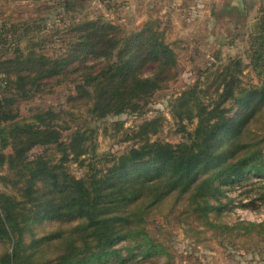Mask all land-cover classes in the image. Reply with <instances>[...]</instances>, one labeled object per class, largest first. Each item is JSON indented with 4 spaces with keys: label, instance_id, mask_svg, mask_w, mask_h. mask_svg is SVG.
Here are the masks:
<instances>
[{
    "label": "trees",
    "instance_id": "obj_1",
    "mask_svg": "<svg viewBox=\"0 0 264 264\" xmlns=\"http://www.w3.org/2000/svg\"><path fill=\"white\" fill-rule=\"evenodd\" d=\"M76 1L68 0L66 10H72ZM35 24L37 30L34 25L27 24L22 33H17L14 25L0 26L2 51L10 35H16L18 43L31 37L26 49H21L15 38L10 39L15 43V50L0 54V167L9 160L20 162L22 167L25 166L23 170L13 168L22 179L28 176L26 170L30 161L27 156L34 147L57 144L63 153L66 152L63 134L72 127L60 119V111L39 110L33 115L32 122L19 120V104L44 92L49 80L61 76L67 79L75 73L77 78H72L75 93L69 95V99L71 103L77 100L79 106L88 107L95 119L110 114L144 113L151 97L174 76L172 70L178 60L177 52L166 41L157 20L147 21L139 30L125 32L102 17L75 18L69 22L68 29L72 33L66 52L57 55L46 53V45L41 44V39L36 41L30 35L45 29L37 22ZM255 27L251 36L252 56L260 63L264 61V10ZM92 60L102 63L98 66L88 64ZM76 62H79V69L74 72L72 66ZM240 65L241 61L234 59L217 75V80L220 78L218 87H223L221 96L225 100L236 96L238 74L243 71ZM149 70L150 75H146ZM260 95V99L254 98L251 103L254 106L252 115L264 106V94ZM174 107V115L181 121L186 119L192 123L198 118L193 132L183 126L187 135L184 142H151L146 137L141 146H132L103 171L95 163L85 164L89 170L79 178L68 176L62 166L63 160L60 166H55L42 156L36 157L35 160H39L30 169V178L26 182L28 200L37 199L33 196L36 177L46 175L64 187L68 205L43 199L37 201L38 210L25 211L22 201L0 191V241L10 243V250L0 258V264H155L154 258L169 256V252L148 233L147 219L159 212L154 210L172 193L184 194L193 190L190 197L193 213L203 224L216 227L218 224L209 218L213 212H222L214 211L221 207L211 204V200H221L218 196L221 189L215 186L216 178L232 180V177L241 176L252 161L256 166L260 163V168L264 169V158L254 149L249 155L233 161L239 153L237 142L232 144L229 153L227 149L213 148L214 132L220 124L212 126L211 121L223 119L227 109L221 107L220 102L209 109L210 105L202 101L195 87L185 91ZM57 120L68 125L65 127ZM249 120L245 116L238 125H229L225 121L221 131L240 136ZM155 123V120L144 121L137 133L149 135L156 131ZM94 134L95 130L83 128L72 133L70 154L75 160L90 153L89 148L94 150ZM9 145L13 146L14 152L8 156L3 150ZM92 152L94 155L95 151ZM230 159L233 160L228 163ZM81 160L85 163L86 158ZM60 168H63V177H60ZM205 172H211L212 176L201 179ZM179 217L180 222L187 221L183 215ZM47 219L77 223L55 234L62 239L64 248L53 260H43L37 255L32 257L25 248V230L34 222ZM257 227L264 229V221ZM34 239L36 244H43L53 238ZM122 242H127L125 251L118 247Z\"/></svg>",
    "mask_w": 264,
    "mask_h": 264
},
{
    "label": "rangeland",
    "instance_id": "obj_2",
    "mask_svg": "<svg viewBox=\"0 0 264 264\" xmlns=\"http://www.w3.org/2000/svg\"><path fill=\"white\" fill-rule=\"evenodd\" d=\"M67 1L0 0V26L14 25L16 32L22 33L27 24L34 25L33 28L37 30V22L45 29L39 34L30 35L36 41L41 39V44L46 45V53L57 55L66 52L72 33L68 29L69 22L75 18L102 17L119 25L125 32L139 30L147 21L157 20L160 30L165 33L166 41L177 52L178 60L172 70L174 76L151 97L144 113L110 114L105 118L95 119L88 107L79 106L77 100L73 104L69 99V95L75 93L72 90V78H77L75 73L67 79L66 76H61L49 80L44 92L31 101H22L19 104V120L32 122L37 111L53 109L60 111V119L67 121L72 127L63 134V143L67 145L65 153L57 144L38 145L28 153L30 167L26 170V178H20L18 171L13 168L15 166L16 169L23 170L25 166L22 167L20 162L9 160L0 167V191L12 199L22 201L25 211L38 210L37 203L43 199L53 200L55 204L65 202L68 205L64 187L55 184V180L46 175L36 177L33 196L37 199L28 200L25 195L26 182L30 178V169L39 160H35L36 157L42 156L55 166H60L63 160L62 166L66 168L68 176L79 178L89 170L85 164L95 163L103 171L132 146H141L146 137L151 142L178 144L186 141L183 126L193 132L198 118L192 123L186 119L179 120L174 115V105L185 91L194 87L199 91L202 101L210 105L209 109L218 102L227 109L223 119L214 118L211 121L212 126L220 124L215 132V129L212 131L216 133L213 148L218 151L227 149L229 153L232 144L237 142L239 153L234 160H228V163L249 155L254 149L264 158V106L254 115L251 111L254 107L251 104L253 99H260V94H264V61H254L251 40L258 18L264 10V0H241L243 6L238 0H78L70 11L66 10ZM14 38L18 37L8 36L9 42L4 51L0 50V54L15 50V43L10 42ZM30 38L21 39L19 43L16 39L17 44L21 49H26ZM234 59L241 61L243 71L238 74L236 96L225 100L221 96L223 87H218L220 78L217 80V75ZM101 63L98 60L88 62L95 66ZM76 69H79V62L72 66V71L75 72ZM150 73L149 70L145 74ZM245 116L250 120L240 136L221 131L225 121L229 125H238ZM63 120L57 121L63 124ZM150 120L156 121V131L140 136L137 133L139 126ZM68 124L63 125L66 127ZM79 128L95 130L92 146L94 150L89 148L91 152L81 158H86L85 163L81 159L75 160L73 154H70L71 144L73 145L71 135ZM92 151H95L94 155ZM13 152L12 145L3 150L8 156ZM32 161L34 162L31 163ZM62 171L63 168H60V177H63ZM209 176L212 173L205 172L201 179ZM226 179L227 177L216 178L215 186L221 189L218 195L221 200H211V204L221 207L214 211H222L210 214V220L218 224L216 227L203 224L193 213L190 204L193 190L184 194L172 193L154 210L159 212L148 217V233L169 252V256L154 258L155 264H264V229L257 227L264 221V169L260 168V163L256 166L252 161L241 176ZM181 215L187 219L186 222L179 221ZM253 223L257 226L250 225ZM76 224L48 219L34 222L25 230L26 253L32 257L37 255L43 260L56 259L64 246L62 239L59 240V235L55 234ZM45 236L53 239L43 244L35 243L34 238ZM126 244L127 242H122L118 247L125 251ZM9 250L10 243L0 241V258Z\"/></svg>",
    "mask_w": 264,
    "mask_h": 264
},
{
    "label": "water",
    "instance_id": "obj_3",
    "mask_svg": "<svg viewBox=\"0 0 264 264\" xmlns=\"http://www.w3.org/2000/svg\"><path fill=\"white\" fill-rule=\"evenodd\" d=\"M239 1H240L241 5L243 6V3H242V1H241V0H239Z\"/></svg>",
    "mask_w": 264,
    "mask_h": 264
},
{
    "label": "crops",
    "instance_id": "obj_4",
    "mask_svg": "<svg viewBox=\"0 0 264 264\" xmlns=\"http://www.w3.org/2000/svg\"><path fill=\"white\" fill-rule=\"evenodd\" d=\"M239 1V0H238ZM240 2V1H239ZM241 4V3H240Z\"/></svg>",
    "mask_w": 264,
    "mask_h": 264
}]
</instances>
